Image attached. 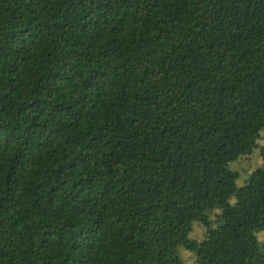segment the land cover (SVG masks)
Wrapping results in <instances>:
<instances>
[{
	"label": "trees",
	"instance_id": "obj_1",
	"mask_svg": "<svg viewBox=\"0 0 264 264\" xmlns=\"http://www.w3.org/2000/svg\"><path fill=\"white\" fill-rule=\"evenodd\" d=\"M183 251L264 264V0H0V264Z\"/></svg>",
	"mask_w": 264,
	"mask_h": 264
},
{
	"label": "rangeland",
	"instance_id": "obj_2",
	"mask_svg": "<svg viewBox=\"0 0 264 264\" xmlns=\"http://www.w3.org/2000/svg\"><path fill=\"white\" fill-rule=\"evenodd\" d=\"M261 162V158L258 155V152H256L252 156H246L240 158L237 162L233 163L231 167L235 168L236 170L240 171L242 175V180H244V177H247V175L252 171V169ZM205 230L202 227L196 226L194 229V232L192 236L194 238L201 239L204 235ZM182 257L184 258L185 264H194V259L192 258V254L184 252L182 254Z\"/></svg>",
	"mask_w": 264,
	"mask_h": 264
}]
</instances>
